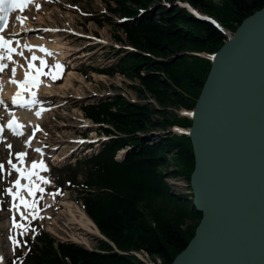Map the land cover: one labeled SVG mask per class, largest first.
Wrapping results in <instances>:
<instances>
[{
	"label": "trees",
	"instance_id": "trees-1",
	"mask_svg": "<svg viewBox=\"0 0 264 264\" xmlns=\"http://www.w3.org/2000/svg\"><path fill=\"white\" fill-rule=\"evenodd\" d=\"M113 1L110 9L130 18L120 27L136 49L116 65L98 69L139 77V93L146 96L150 92L157 104L133 101L123 94L83 103L85 115L99 123L98 130L112 136L98 152L80 158L77 167L68 169L86 211L113 243L102 238L92 249L40 231L19 264H149L133 252L142 250L170 264L193 237L201 219L202 212L173 192L167 180L169 173L183 174L190 184L195 167L190 136L169 128L175 124L188 127L192 119L171 107L195 106L212 64L198 52L216 51L227 35L214 22L174 0H168L170 4L163 0ZM183 1L232 31L264 5V0ZM107 19L113 21L110 16ZM158 113L163 117H156ZM157 128H169L168 134L154 140L141 133ZM123 147L129 148L118 159L116 153ZM169 153L175 169L169 170Z\"/></svg>",
	"mask_w": 264,
	"mask_h": 264
},
{
	"label": "rangeland",
	"instance_id": "rangeland-1",
	"mask_svg": "<svg viewBox=\"0 0 264 264\" xmlns=\"http://www.w3.org/2000/svg\"><path fill=\"white\" fill-rule=\"evenodd\" d=\"M163 1L164 3L170 2L168 0ZM178 1L174 0L173 3ZM110 5H114L113 0H42L25 11L24 15L28 17L29 24L35 26L46 25L51 29L45 30L44 27H40L29 28L25 32L22 31L17 39L21 41L19 51L22 49L21 52L23 53L24 51V55L15 54L12 57L13 60H9L7 69L11 70L15 61L17 65L28 67L30 54H32V44L45 39L52 41L56 36L64 39L65 44L71 47L70 52H74V54L76 52L80 56L74 58L75 55L66 53L62 55L63 53L50 52L47 56L48 58L45 59L48 65H55L57 60L62 57V64L61 61L60 63L58 61V63L63 68L62 70L53 69V74L58 76L55 80L51 79L50 76H45L49 81L48 86H46L48 89H42L41 92L44 95L51 96L49 98L42 96V101L46 102L44 105L48 107L47 115L41 121L42 123L39 122L41 124L39 128L43 152L30 148L27 150L28 158H24V162L27 159L26 164L43 160L47 170L41 171L40 175L50 181V183L46 184L37 181L44 189V192L40 193L37 191V205L34 213H30L22 206L23 210L20 212L16 210V216H14V210L10 208L12 196L6 191L10 187L14 189V178L18 175L11 168L8 161L11 159L12 163H18L16 153H19L20 148L24 147L22 141H24L25 136H22L20 141L15 142L19 143L18 147L15 146V143L13 146V143L7 140L4 141V145H0V164L4 165L3 170H0V244L2 256L8 260V264H19L18 261L27 256L29 247L36 242V230H49L47 225L57 227L55 228L58 230V232L55 231L56 234L51 230L49 231L58 239L74 240L70 239L71 237L68 234L71 235L74 232L82 234L81 236L87 238L86 243L77 242L87 247L96 248L99 240L102 239L98 235L86 234L80 228L68 227L64 218L58 220L60 211L65 207L61 205L63 200L67 199L71 203L82 207L79 200L81 195L79 189L69 186L71 175H69L68 169L74 166L77 167L78 161L76 163L74 161H76L77 157L85 156L86 153L84 151L87 150L85 147L91 145L94 149H97L103 144V139L108 137L104 132H100L97 125H94L91 120L88 121L81 105L87 102H96L98 99L107 98L115 94H123L128 99L137 100L140 103L149 102L151 106H156L155 102H151L154 101V98L150 92L146 91V96L139 93L137 89V86L141 84L139 77L120 72L108 74L98 70V68L119 63L128 51L133 50L118 22L121 20V15L113 12L110 9ZM158 15L156 12V16ZM40 16L44 17L42 21H39ZM107 16L112 17L113 21L108 20ZM15 20L14 18V22ZM25 25L27 26V23ZM12 27H16V24L14 23ZM65 29L74 32L68 36L67 33L69 31ZM41 30L46 32L42 33ZM54 31L56 33L51 34ZM115 34L124 38L118 39ZM26 45L29 47H26ZM61 49L64 48H59V50ZM25 52H28V54L26 53L25 55ZM55 54L58 55V59ZM15 56L16 58H14ZM34 63L39 67V60L34 61ZM44 71L48 72L49 69L45 67ZM6 76L10 78L9 72ZM172 108L176 114L180 112L179 107ZM155 116L163 117L160 113L155 114ZM37 125L31 126L37 129ZM169 128L150 129L141 133L156 140L161 136L167 135ZM30 129L31 127L27 131L29 132ZM80 137H86V140L84 142L76 141ZM8 145H11V148ZM120 154L118 155L124 156V154ZM169 159V170L175 169L176 166L171 161V153H169ZM167 180L173 192L182 194L184 198L192 196L191 186L185 175L179 174L175 176L169 173ZM41 196L43 197L42 199L40 198ZM47 197H52L54 206L46 210L44 201ZM16 203L18 204V201ZM49 210L52 212V217L48 219V222L38 216V214H44ZM21 212L27 217L26 219H21ZM14 217L16 222L26 226V230L7 224L12 223ZM53 219L54 224L51 223ZM187 221L194 222L193 218H188ZM14 241L19 243H14ZM133 252L140 253V257L146 259L149 264H162L160 258L154 259L145 250Z\"/></svg>",
	"mask_w": 264,
	"mask_h": 264
},
{
	"label": "water",
	"instance_id": "water-1",
	"mask_svg": "<svg viewBox=\"0 0 264 264\" xmlns=\"http://www.w3.org/2000/svg\"><path fill=\"white\" fill-rule=\"evenodd\" d=\"M214 53L185 115L195 167V234L170 264H264V5ZM113 243L104 233L100 236Z\"/></svg>",
	"mask_w": 264,
	"mask_h": 264
},
{
	"label": "bare ground",
	"instance_id": "bare-ground-1",
	"mask_svg": "<svg viewBox=\"0 0 264 264\" xmlns=\"http://www.w3.org/2000/svg\"><path fill=\"white\" fill-rule=\"evenodd\" d=\"M18 12H22V13H18ZM18 12H16L14 14V18H16V20H15L14 23L17 26L14 27L13 29H12V27H8L7 30H6V36H7V38L10 39V40H12V47H14L15 49L16 48L18 49V51L16 53L17 55H19L18 52H21L22 51V49H20V51H19V46H20V42H21L20 39H17V41H16V37L18 38V35L20 34V32H22V31L25 32V30H27L29 28H40V27H44L45 30L46 29H51L50 27L48 28L46 25L35 26V25L29 24L28 22H30V21H28V17H26V15H24V10L18 11ZM17 17H20V20H17ZM25 17H26V19H25ZM43 19H44V17L43 16H40L39 21H42ZM11 23H13V21ZM26 23H27V26L25 25ZM45 30L44 31L41 30L42 33L43 32H46ZM58 30H59V28H58ZM65 30H68L69 31V29H65ZM73 32L74 31H69L67 33V35L70 36ZM55 33H56V31L51 32V34H55ZM63 40L64 39L61 38L60 36H56L55 38H53L52 41H47L45 39V40L38 41L36 44L33 43L32 46H31V48H32V50H31L32 51V54H30V58L29 59H31L33 53H35L36 56L43 57L44 59L48 58L47 57L48 56V53H45L42 49H47L49 53L50 52H54V53H59V54L60 53H63L62 55H64V53L69 54V55H75L74 58L80 56V54H76V52H75V54H74V52H70L71 51V47L68 46V45H66L65 44L66 42H64ZM59 48H64V49L59 50ZM56 49H58V50H56ZM23 53H24V51H23ZM26 53L28 54V52H25V55H26ZM55 55L57 56V59H58L59 58L58 55L57 54H55ZM14 58H16V56ZM61 58H60V60H57L56 57H55V59L57 60V63H58V61L60 63ZM17 61H18V59H17ZM22 64H23V62H22ZM61 64H62V61H61ZM13 67L16 68V74H15V77L14 78L17 81L24 80L25 71H26V69H28V67L20 66V65H17L15 63L12 66V68ZM62 68H63V66H62ZM62 68L61 69H58V70H62ZM8 72L10 74V78H8L6 76L8 74ZM12 78H13L12 77V71L10 69H7L3 73L0 74V84L3 85V98L4 99L10 93V91H15V90L19 89V86L17 84H13L11 82V79ZM48 84H49V81L45 77H43L41 79V83L38 85V87H35L34 88L35 91H36V99H37L38 103L34 104L33 107H31L29 109H20L19 110V113H20L19 115H20V119H21V125H22V131L23 132L27 129V126L29 124L35 126V125L39 124V122H41L43 120V118L47 115V110H48L47 109V106L44 105L45 102L42 101V99H41L40 96H46L48 98L51 97V96H49L47 94L44 95V94L41 93L42 92V89H48L46 87V86H48ZM30 90H33V88L30 89ZM4 105H6V103H4ZM1 106H3V105H1ZM186 110H188V109L186 108ZM25 111H27V112H25ZM38 112H39V115H37ZM1 114H3V113H0V115ZM88 121H90L89 118H88ZM178 128H181L180 130H186L189 127H178ZM5 135H9V134H4V133L3 134H0V139H2V144L3 145H4L3 137ZM9 136H10V138H13L14 137V136H11V135H9ZM23 144L26 145L25 143H23ZM36 145L39 146V139L38 138H35L34 141L30 144L31 147L30 146L29 147L30 148H34V147H36ZM15 146H17V144H15ZM24 148L25 147H23V149ZM41 150H42V148H41ZM20 152H24L25 153V149L22 150V151H20ZM19 166L22 167V168H24V169H29L31 165L30 164L29 165H25V163H23L22 165L20 164ZM18 176H19V173H18L17 177ZM17 177L15 179H17ZM35 179H36V177L34 176L33 177V180H35ZM21 183L22 184H26V183H28V181L25 180V179H22ZM14 191H15V189H14ZM22 195L25 196V198L28 199L29 201H31L33 199V197L30 196L29 193L26 190H22ZM35 199H36V196H35ZM17 201L19 203V200H17ZM52 203H53L52 197L47 198L44 201L45 209L47 210L48 208L53 207L54 205ZM61 205L65 206V207L62 208V210L60 211L61 213H59L58 220L64 218L65 221H66L65 224L68 227H74L75 229L80 228L83 231H85L86 234L90 233V234H93V235H96V236L97 235L98 236H101L103 234L101 232L100 228L98 227V225L96 224V222L86 212V210L84 209L83 206L82 207L81 206H77L78 204L75 205L74 203H71L67 199L66 200H63L61 202ZM22 206L23 205H20V210H22ZM25 209L28 210L30 213H34L36 208L35 209L25 208ZM38 216H40V218H42V219H46V222H48V219L52 217V212H51V210H49V211H47L44 214H41V215L38 214ZM54 219L51 221V223H53V224H54V222H53ZM45 224H48V223H45ZM8 225H9V223H8ZM47 226L54 233H55V231L58 232V230L55 229L57 227H54V226H51V225H47ZM68 235L71 237L70 239H74L76 241H82V242L86 243L87 238L84 237V236H81L82 234H80V233L74 232L71 235L70 234H68ZM8 263H9L8 260L5 257L2 256V247H1V244H0V264H8Z\"/></svg>",
	"mask_w": 264,
	"mask_h": 264
},
{
	"label": "snow or ice",
	"instance_id": "snow-or-ice-1",
	"mask_svg": "<svg viewBox=\"0 0 264 264\" xmlns=\"http://www.w3.org/2000/svg\"><path fill=\"white\" fill-rule=\"evenodd\" d=\"M31 0H0V21L5 22V24H0V72H3L5 68L8 67L6 63H3L5 58L8 60L12 59V53L16 52V49L12 47V40L8 39L5 37L4 30L6 26V22L8 19V13L13 11L15 8H21L23 10L22 5H27L30 3ZM38 7V6H37ZM26 19V17H25ZM17 20H20V17H17ZM22 22V21H21ZM26 47H29L26 45ZM45 53H48L47 49H42ZM19 55H23L22 52L18 53ZM39 60L40 64L39 67L36 66L34 61ZM15 63V62H13ZM47 67L49 69L48 72H45L44 69ZM62 65L59 63L55 65H48L47 61L43 57H38L33 53L31 59L28 61V69L25 71V77L24 80L22 81H17L14 77L16 74V68L13 67L11 69L12 71V79L11 82L13 84H17L19 86V91L15 94V96L12 98V103L14 104H20L22 107L26 105H32L38 103L36 99V92L35 91H30V96L31 99L25 100L23 96V92L25 90H30L32 88L38 87L40 81V76H50L51 79L55 80L58 78L57 75L53 74V69H61ZM34 73V74H33ZM2 102V101H0ZM39 115V112L37 113ZM7 127L13 131L14 134L16 135H22V125L15 119H11L7 123ZM37 130H39L37 128ZM3 131L2 126H0V132ZM9 148H11V145H8ZM37 151H40V149H37ZM27 154L24 152H19L16 153V157L19 161V163L22 165L24 163V157ZM8 163L11 165V168L14 169L17 173H19V176L15 181L13 182L15 191H13V188L10 187L6 191L8 194L12 196V199L14 201L13 207L19 211L20 210V205H23L25 208H31L35 209L37 205V201L35 199L36 192L43 193L44 189L40 186V183H50L47 178L40 176L39 171H46L47 167L44 164L43 160L37 162L33 161L29 169H24L22 167H18L17 164L12 163L11 159L8 161ZM4 165L0 164V170H3ZM39 170V171H38ZM11 174V173H9ZM36 177V180H33V177ZM21 179H25L28 181L26 184L21 183ZM22 190H26L30 196L33 197L31 201L25 198V196L22 195ZM41 199L43 198L42 196L40 197ZM19 200V203H15V201ZM21 219H26L24 213H20ZM35 218V217H34ZM13 226L21 229L26 230V226L22 223L16 222L15 217L13 218ZM23 234V233H22ZM14 243H19L17 241H14Z\"/></svg>",
	"mask_w": 264,
	"mask_h": 264
}]
</instances>
